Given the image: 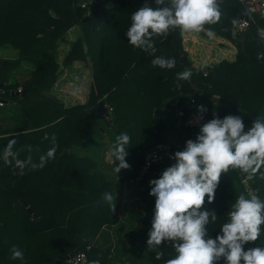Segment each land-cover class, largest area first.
<instances>
[{
  "label": "trees",
  "instance_id": "trees-1",
  "mask_svg": "<svg viewBox=\"0 0 264 264\" xmlns=\"http://www.w3.org/2000/svg\"><path fill=\"white\" fill-rule=\"evenodd\" d=\"M146 3L156 7L155 0H99L98 9L88 12L78 5V0H0V47L10 46L18 52V57L5 61L4 66L0 59L4 74L0 76V97L13 101L17 118V123L5 132L14 133L0 136V264H54L59 257L76 252L78 247L83 250L86 245H91L87 251L89 262L98 260L100 264H165L176 256L171 242L155 248H148L146 243L139 248L146 251L144 261L127 263L113 259L109 248L95 242L102 227L117 222L115 204L112 201L110 206L103 199L105 192L114 195L115 182L95 170L97 162L92 157L71 149L90 142L101 120L93 115L99 101L112 108L110 119L102 120L112 140L115 142L122 132L131 138L126 146L130 168L123 169L127 183L137 177L145 152L156 144H168L175 154L185 148L187 140L196 139L200 128L179 124L181 116L176 114L177 109L185 111L190 94L205 102L201 106L210 120L214 115L221 119L239 116L245 130L255 119L264 121V39L254 38L257 26L240 34L246 36L242 48L240 35L228 32L223 15L215 23L204 24V30L227 37L237 47L233 59L213 57L205 66L189 59L179 28L164 36H153L154 54L128 43L126 32L131 16ZM85 16L89 18L83 22ZM257 24L264 27V15L257 17ZM74 25L80 27L81 33L63 56L62 64L84 62L90 68L92 84L86 102L65 106L50 90L59 69L57 45ZM173 52L186 56L187 61L175 60L173 69L152 65L155 57L172 58ZM22 61L32 70L14 72ZM193 63L207 70L203 72ZM7 70L12 77L5 76ZM189 70V79L177 80L178 72ZM18 87L22 91L16 95ZM214 97L216 103L205 101ZM173 101L176 103L171 105ZM156 108L163 109L159 117L154 116ZM53 136L57 145L55 158L42 169L26 166L21 171L14 162L5 164L3 151L9 140H16L13 150L19 151V159L31 155L33 162L39 163V156L53 146ZM27 145L32 146L31 153ZM165 162L167 167L161 165ZM171 165L168 155L152 171ZM150 188L149 184L141 192L143 220L149 225L141 233L147 239L156 199L149 195ZM241 194L246 198L255 194L264 201V166L252 179L239 168L222 172L213 202L209 204L205 196L203 205L217 216L206 225L209 237L215 239L221 233V226L228 222V213ZM260 227V237L245 244V250L264 247V224ZM13 245L23 250V260L10 259ZM157 252L163 253L159 259ZM216 264L226 262L221 258Z\"/></svg>",
  "mask_w": 264,
  "mask_h": 264
},
{
  "label": "clouds",
  "instance_id": "clouds-1",
  "mask_svg": "<svg viewBox=\"0 0 264 264\" xmlns=\"http://www.w3.org/2000/svg\"><path fill=\"white\" fill-rule=\"evenodd\" d=\"M156 7L146 3L131 16V26L126 32L128 43L144 51L155 53L153 36H164L170 30L179 28L181 33L201 32L206 23H215L220 18L217 0H155ZM208 35L214 33L209 30ZM160 68H175V60L157 56L151 61ZM191 71L177 73V80H187ZM179 87V85H177ZM199 112L206 109L199 107ZM130 136L122 132L116 136L109 155L114 158V172L129 169L126 161ZM15 139L9 140L3 151L5 164H13L21 171L42 169L55 158L57 151L55 136L52 147L39 156L34 163L32 156L19 159V151H14ZM29 153L32 146L27 145ZM23 150V149H21ZM38 151V149H37ZM175 163L166 168L160 178L150 181L149 195L154 196L155 209L148 233L147 246L155 248L163 242H171L176 256L165 264H216L223 258L226 264H264V247L244 249L248 242L260 237L264 224V201L258 195L246 198L241 194L229 211L228 222L221 226V233L215 239L207 234L206 225L217 218L214 211L203 209L205 196L208 203L215 198L220 176L231 168H239L252 179L264 166V121L255 119L245 130L239 116L227 115L223 119L214 118L204 123L195 140L185 142V148L174 154ZM105 202L111 206L113 195L103 194ZM203 209V210H202ZM163 253L157 252V259ZM24 253L18 246L11 248L13 260H23ZM90 264H99L93 260Z\"/></svg>",
  "mask_w": 264,
  "mask_h": 264
},
{
  "label": "crops",
  "instance_id": "crops-1",
  "mask_svg": "<svg viewBox=\"0 0 264 264\" xmlns=\"http://www.w3.org/2000/svg\"><path fill=\"white\" fill-rule=\"evenodd\" d=\"M221 1L222 0H218L217 4L220 5ZM220 15H222L221 10ZM201 32L183 33V43L188 41L193 45L198 44L199 46H201V48L205 49V52L209 53L207 55L209 59L210 52H213L210 47L212 45H222L223 38L221 36L215 35L209 36L207 30H203L205 34H202ZM79 35L80 27L78 25H74L65 33L64 40L60 41L57 45V59L59 62V69L57 72V80L51 88L50 93L58 100L62 101L65 106H72L75 104H82L86 102L92 84L90 68L84 62L74 61L69 65L62 64L63 56L70 48L71 43ZM227 52L230 54H234V51L232 52L231 49H228ZM12 58L13 59L11 60L16 59L15 57ZM210 60H212L211 56ZM30 70H32V66L22 61L20 66L14 72H28ZM9 81L11 82L10 77ZM177 99L178 98L175 97V100ZM0 100L3 101V104L0 105V136H4L14 133L13 131L9 132L8 134H6L5 132H7L8 128H11L13 125H15V123H17V118L14 114L15 106L13 101L9 99H3L1 97ZM175 103L176 101L172 102V104ZM185 103H187V101ZM105 105L107 107H110L106 103ZM111 111L109 112V116L106 119L107 121L110 119ZM96 128L97 130H99L98 132L94 130L91 141L89 143H87L86 145L72 147V150L73 148H75L74 152H93V145L91 144L94 142V139H98V144L96 145V152H98V155L94 154L90 157H92L97 162V171L105 174L107 179L115 182L113 203L115 204V208L118 210V219L116 223L102 227V230L97 235L95 242L101 244L102 248H109V255L115 260L127 263H141V259L145 258L146 251L141 252L139 248L145 246L148 240L147 238H145V236H143V233H141V231H146L149 228V225L144 222V216L142 214L143 204L141 202V192L144 190V188H128L126 186L127 182L125 181L123 174L122 178L124 179V181H122L119 173L117 174L114 172L113 169L116 164L114 158L109 155L114 141L112 140L111 134L108 131V136L106 134H101L104 133L105 129H100L101 126L99 125L98 121ZM163 170V168H158L157 170L151 172L145 178H148L150 175L156 172L161 173L163 172Z\"/></svg>",
  "mask_w": 264,
  "mask_h": 264
},
{
  "label": "built area",
  "instance_id": "built-area-1",
  "mask_svg": "<svg viewBox=\"0 0 264 264\" xmlns=\"http://www.w3.org/2000/svg\"><path fill=\"white\" fill-rule=\"evenodd\" d=\"M242 6L240 17H237L236 22L230 28L233 35H240L250 28L252 25H256V32L259 33V38L264 39V27L257 24V17L264 15V0H238ZM78 5L90 11L94 9L96 5H99V0H78ZM22 91L21 87H18L17 92ZM185 106V111L181 109L176 110V114L181 116V123L187 127L200 128L204 123L208 122L209 116L207 110L203 113L195 109L196 106L200 107L204 102H199L195 97H189V101ZM3 101L0 100V105ZM107 107V106H106ZM111 107H107V111L110 112ZM171 157V163L174 164V154L170 150V146L165 143H158L144 154L143 161L141 163L137 177L132 180L139 182L141 179L148 176L153 167L159 165L166 156ZM91 249V245H86L85 249L77 250L69 256H66L60 261V264H90L87 251ZM100 264V263H99Z\"/></svg>",
  "mask_w": 264,
  "mask_h": 264
},
{
  "label": "rangeland",
  "instance_id": "rangeland-1",
  "mask_svg": "<svg viewBox=\"0 0 264 264\" xmlns=\"http://www.w3.org/2000/svg\"><path fill=\"white\" fill-rule=\"evenodd\" d=\"M220 5L222 6V8L219 7V9L222 11L223 19H225V22L228 23L227 27L231 28L234 25V21L237 18V13L241 11L242 6H241V4H240V2L238 0H224V1L222 0ZM222 25H225V24H222ZM80 33H81V29H80ZM223 38H224L223 39L224 43H222V45H212L210 47V49H212L213 52H210L209 59L207 57V55L209 53L205 52V49L201 48V46H199L198 44H194L193 45V44H191L190 42L187 41V42L183 43V46L186 48L187 55H188L189 59H191V61L199 62L200 64H203V65L206 66L211 61L210 60V56L212 58L215 57L217 59L226 58V59L231 60V59L234 58V55L228 53L227 50L231 49L232 52H233L235 49H237L236 45L230 39H228L227 37H223ZM17 56H18V52L13 47L4 46V47L0 48V59L11 60V59H13L12 57L16 58ZM6 75H10V77H12V72L10 70H7V71H5V76ZM0 76H4V74L1 71H0ZM195 89H197V88H195ZM198 91H199V93L201 92V90H199V89H198ZM188 98L189 97H186V101H188ZM203 98H204V96H202V99ZM3 99H7V97H4ZM9 100H11V99H9ZM203 101H204V99H203ZM171 105H172V103H171ZM98 123L101 126V128L105 129L104 133H101V134H106L107 135L108 134L107 133L108 130H106L107 129L106 128L107 124L105 123V121L98 120ZM97 128H98V126H97ZM97 128H96V131L98 132L99 129L97 130ZM97 141H98V139H94V142L91 144V145H93V147H92L93 152L92 151L91 152L90 151H85L84 153H80L79 151H75V153L76 154H85V155L88 154V156H92L94 154L98 155V152H96V150H97L96 145L98 144ZM74 150H75V148H73L72 151L74 152ZM177 151L178 150H176V152ZM167 164L168 163L165 162L164 164H161V165L163 167H167ZM95 170L97 171V168H95ZM243 182H244V184L247 187V180L243 179ZM248 192H251V190H248ZM141 260H142V262L144 261V259H141Z\"/></svg>",
  "mask_w": 264,
  "mask_h": 264
},
{
  "label": "water",
  "instance_id": "water-1",
  "mask_svg": "<svg viewBox=\"0 0 264 264\" xmlns=\"http://www.w3.org/2000/svg\"><path fill=\"white\" fill-rule=\"evenodd\" d=\"M94 8H95V9H98V5H96ZM240 16H241V14H240V12H238L237 17H240ZM88 18H89V16H85V17L83 18V22L87 21ZM223 26H225V25H223ZM226 28H227L228 32H229L230 34H232L230 28H228V27H226ZM254 38H256V39L259 38V33H258V32H255V34H254ZM245 39H246V36H245V35H240V36L238 37V42L240 43V45H241L242 48H244V41H245ZM171 57H172V59H174V60H179L180 63H185V62L187 61V57H186V56H183V55H180L178 52H173V53L171 54ZM4 64H5V61L2 62V66H4ZM193 66L197 67L198 69H200V70L203 71V72H205V71L207 70V68H206L205 66H202V65H199V64H195V63H193ZM185 69H186V68H185ZM11 94H12V93H11ZM15 94L18 95V92L16 91ZM22 94H23V92H22ZM189 96H190V97H195L197 100H200V96H196V95H194V94H190ZM179 97H180V95H177V96H176V98H179ZM205 101H206V102L216 103V102H217V99H216L215 97H214V98H207ZM187 104H188V103H185L184 106H187ZM166 105H167V103L165 104V106H166ZM162 112H163V109L156 108V109L154 110V115H155L156 117H159V116L162 114ZM253 114H254V112H253ZM93 115H94V117H96L97 119H101V120H105V121H106L107 117L109 116V112L107 111V107H106V105H105V103H104L103 101H99V102H98L97 106L93 109ZM165 169H166V168H165ZM165 169H164V170H165ZM164 170H163V171H164ZM122 172H123V171H122V169H121V171L119 172V176H120L121 178H122V174H123ZM161 174H162V172H161V173H159V172L153 173V174L150 175L148 178H143V179H141L139 182L131 181L130 183H127L126 186H127L128 188L142 187V188L145 189L146 186H148V185L150 184V181L160 178ZM1 175H5V173L2 172ZM13 176H16V175H13ZM122 181H124L123 178H122ZM27 212H28L29 214H31V211H30L29 208L27 209ZM78 250H80V247H78ZM71 254H72V253H68L66 256H69V255H71ZM66 256H64V257H59V258L55 261L54 264H60V261H61L62 259H64Z\"/></svg>",
  "mask_w": 264,
  "mask_h": 264
},
{
  "label": "flooded vegetation",
  "instance_id": "flooded-vegetation-1",
  "mask_svg": "<svg viewBox=\"0 0 264 264\" xmlns=\"http://www.w3.org/2000/svg\"><path fill=\"white\" fill-rule=\"evenodd\" d=\"M153 172V171H152Z\"/></svg>",
  "mask_w": 264,
  "mask_h": 264
}]
</instances>
